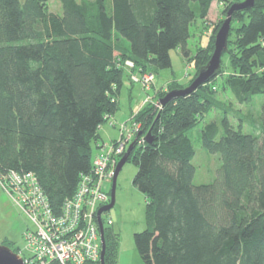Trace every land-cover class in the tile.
Masks as SVG:
<instances>
[{
	"label": "trees",
	"instance_id": "16d2710c",
	"mask_svg": "<svg viewBox=\"0 0 264 264\" xmlns=\"http://www.w3.org/2000/svg\"><path fill=\"white\" fill-rule=\"evenodd\" d=\"M55 1L62 14L49 11L50 0H0V170L34 173L60 213L92 169L100 128L120 109L129 75L119 62L157 75L181 48L200 71L215 36L192 58L190 30L216 0ZM224 57L230 72L223 89L240 105L264 97V0L234 11ZM223 58L219 74L196 92L159 115L151 108L138 114L143 133L153 136L128 159L138 168L133 184L147 198V228L134 235L144 264H264V103L258 131L231 125L212 95ZM167 88L159 98L185 85L174 80ZM215 109L223 118L201 129V141L219 154L221 168L214 182L196 186L189 133ZM105 234L106 264H117L119 236L106 227Z\"/></svg>",
	"mask_w": 264,
	"mask_h": 264
},
{
	"label": "rangeland",
	"instance_id": "374dc122",
	"mask_svg": "<svg viewBox=\"0 0 264 264\" xmlns=\"http://www.w3.org/2000/svg\"><path fill=\"white\" fill-rule=\"evenodd\" d=\"M243 1L245 0H219V2H217L216 4L217 8H215L214 5L212 9L209 21L198 19L191 26V37L188 40L187 46L190 57L194 58L199 49L207 47L212 36L216 37L218 31L222 26L221 22L227 19V14L224 12V9L228 4H231L229 2H234L231 5L232 7L235 3ZM108 3H110V0H108ZM193 7L195 10H197L198 4L194 3ZM48 9L51 12L62 14L61 4L55 0H50ZM233 36H235V34ZM171 59V68L160 70L157 75H154L155 83L151 85L152 90H150L149 93L148 91H144L141 86L131 83L130 78L128 79V81L126 80L128 84H125V86H128L131 89V85H135L136 88L140 89L142 93L139 94L138 90H136V93L134 94V99L132 102L133 112L138 106L137 100H139L140 98L142 100V97L144 99L142 103L143 106L140 108V110L128 119L130 121L137 122L135 126L139 127V132L141 133H143L144 123L137 119L138 114L145 109L151 108L155 110L154 112H156L157 115H159L162 109L160 110L155 108L153 101L158 100L160 95L168 90V84L176 80L185 85V88H187L189 80L196 75L197 71L199 72V69H197L198 67L196 66L195 62H191L184 57L181 48L173 50L171 52ZM228 65V57H224L223 73L216 80V84H218L220 87L218 92H215L216 94L214 93L212 95L215 100L220 101L223 104V109L227 108L231 125L235 129H238L239 126L242 125L244 133L252 134V132H254L255 130L258 131L259 129L258 127L260 123L262 112L261 109L264 103V97L262 95H257L253 97L252 101L248 105L238 104L232 96L231 92L223 89V86L227 82V78L230 72ZM129 82L131 85L129 84ZM148 95L150 96L151 100L147 98ZM125 97V95L121 97V107L117 112L120 113V117L124 119V121H121L120 123L126 122L130 114L129 106L127 105L128 102ZM223 112L224 111L220 109L212 110L204 117L201 123L189 133L196 152L193 159V165L196 168V174L194 177V184L196 186L210 184L214 182V180L218 177V172L221 168L220 156L219 154H212L208 152L203 147L201 141V129L210 122L220 123L221 118H223ZM110 117L112 118V116ZM146 118L147 117H145L143 121H145ZM109 125L110 122H107L104 127H108ZM102 129L100 130L101 136ZM112 129V137L117 136L119 139L120 135L118 129L114 126H112ZM148 132H146L145 134L147 135ZM223 133L224 131L221 128V135ZM145 134L143 137H146ZM102 138L104 139L103 136ZM104 140L108 141L109 139ZM116 140H114L113 138L111 142H114ZM133 145L134 147L139 146L137 142ZM93 149L94 151L96 150L95 145L93 146ZM1 172L2 171L0 170V173ZM137 172L138 168L133 162H128L124 165L117 179L116 205L109 212L103 214V219L104 221H106V223L107 220H111L113 222L112 226L106 225V228L112 229L115 234L119 236L120 243L117 255V264H144L138 254L134 241V235L136 233L143 232L147 228L145 217L147 198L133 184V180ZM112 184L113 182L105 183L103 185L104 192L110 197ZM29 226H31V223L28 216L25 215L20 207H18L10 199V197L3 191L0 186V244L9 246L14 252L25 258V254L23 252V250L25 249V240L23 234Z\"/></svg>",
	"mask_w": 264,
	"mask_h": 264
},
{
	"label": "built area",
	"instance_id": "2783aa9c",
	"mask_svg": "<svg viewBox=\"0 0 264 264\" xmlns=\"http://www.w3.org/2000/svg\"><path fill=\"white\" fill-rule=\"evenodd\" d=\"M119 63L127 71L131 83L148 93L152 90L154 73L143 72L130 59ZM147 98L151 100L149 95ZM160 100L153 102L155 108L161 110ZM106 120L118 129L120 137L111 143L98 144L91 171L80 176L75 194L64 201L60 213L51 207L34 173L14 170L0 173L1 188L31 223L23 234L25 258L20 257L25 264H101L102 242L97 213L111 199L103 185L113 182L117 166L130 145L145 143L144 134L135 126L137 122L116 123L110 116ZM102 220L104 227L113 225L111 220L106 223L103 215Z\"/></svg>",
	"mask_w": 264,
	"mask_h": 264
},
{
	"label": "water",
	"instance_id": "95a60500",
	"mask_svg": "<svg viewBox=\"0 0 264 264\" xmlns=\"http://www.w3.org/2000/svg\"><path fill=\"white\" fill-rule=\"evenodd\" d=\"M255 6V0H245L243 2L235 3L227 12V19L223 22L220 30L218 31L215 42H214V51L212 56L208 62V64L200 69L198 76L196 79L185 89H177L167 93L165 97H163L160 102L162 106H165L169 102L178 99V98H186L187 96L191 95L192 93L196 92L199 87L209 83L213 78H215L222 67V58L225 53L228 51L229 45V36L231 31V24H232V16L234 11L236 10H245L251 9ZM147 143H152L153 136L152 132L149 131L145 137ZM134 149V145H130L126 154L123 156L121 161L118 164L116 174L112 184V191H111V199L110 203L106 206L101 207L97 213L98 224L100 228V236L102 242V250H101V264H106L105 257L107 251V241H106V234H105V227L102 220V215L106 212H109L113 209L116 205V186H117V179L118 176L123 169L124 165L128 162L130 154ZM0 264H25L23 259L15 253L11 248L8 246L0 244Z\"/></svg>",
	"mask_w": 264,
	"mask_h": 264
},
{
	"label": "crops",
	"instance_id": "0c3cea01",
	"mask_svg": "<svg viewBox=\"0 0 264 264\" xmlns=\"http://www.w3.org/2000/svg\"><path fill=\"white\" fill-rule=\"evenodd\" d=\"M217 2H219V0H216L212 4V6L210 8L209 16H208V18H207L206 21H209L210 20V15H211V12H212V9H213L214 5H215V8H217V5H216ZM125 84H128V82H126ZM125 84H124V86H123V88L121 89V92H120L119 103H120V107H121V97L123 95H125L126 96L125 98H126V100L128 102L127 105L129 106V113H130L129 114V117L127 118V120H128L129 118H131V116H133V114L137 113L140 110V108L143 106L142 103H143V100L144 99L142 97V100H141V98L139 97L140 99L137 100L138 106L136 107V110L133 112V110H132V102H133V99H134V94L136 93V90H138L139 94H142V93H141L140 89H137L135 85L132 86L130 84V82H129V84L131 85V89L128 86H125ZM112 120L115 121L116 123H120L121 121H124V119L120 117V113H116L114 116H112ZM101 129H102V131H101L102 132V136L104 137V139H107V140L109 139V140L106 141L101 136V140H100L99 143H109V142H111L113 140V138H114V140L118 139L117 136L112 137V134H111V132L113 130L112 129V126L109 125L108 127L107 126L104 127V125H103L100 128V130ZM96 153H97V146H96V150L94 151V155Z\"/></svg>",
	"mask_w": 264,
	"mask_h": 264
}]
</instances>
